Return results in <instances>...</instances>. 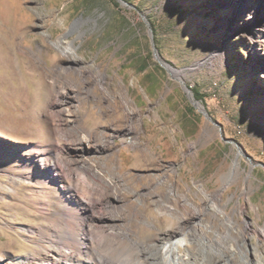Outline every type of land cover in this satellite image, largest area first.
Returning a JSON list of instances; mask_svg holds the SVG:
<instances>
[{
	"label": "rangeland",
	"instance_id": "1",
	"mask_svg": "<svg viewBox=\"0 0 264 264\" xmlns=\"http://www.w3.org/2000/svg\"><path fill=\"white\" fill-rule=\"evenodd\" d=\"M254 3L0 0L1 258L52 242L79 249L76 217L65 226L54 185L44 215L35 187L16 177L38 171L32 152L65 159L86 137L84 170H100L117 192L101 207L125 208L142 243L173 237L182 213L228 238L233 258L221 264H264V32L245 31ZM126 101L143 119L131 133ZM53 225L75 240L56 239ZM115 240L114 259L137 254Z\"/></svg>",
	"mask_w": 264,
	"mask_h": 264
},
{
	"label": "bare ground",
	"instance_id": "2",
	"mask_svg": "<svg viewBox=\"0 0 264 264\" xmlns=\"http://www.w3.org/2000/svg\"><path fill=\"white\" fill-rule=\"evenodd\" d=\"M246 18V33L250 36L263 33L264 0H255L253 6L248 10ZM80 22L82 21L78 23ZM257 28L258 30H256ZM71 54L70 51L62 50L64 57H69ZM171 71L174 75L180 76V72L174 69ZM261 71V75L264 76V65ZM188 92L193 100L192 92L189 90ZM125 103L128 106L126 111L129 114L128 133H131L133 125L141 124L143 119L137 117L134 110L129 109V102ZM197 106L204 110L201 103H197ZM82 141L79 145H71L72 148L66 150L68 156L65 159L54 151L32 152L31 157L34 159L38 171L28 177L22 175L16 177L18 185L29 182L35 187L32 196L37 199L35 203L38 209L36 211L44 215L51 213L47 185H54L62 196L66 207L58 213L65 226H67L65 221L76 217V226L81 232L77 238L80 244L79 249L52 242V246L44 247V252L34 251L24 257H15L6 251L7 257L1 258L0 256V264H221L233 258L231 250L233 246L229 243L228 238H213L211 236V233L217 234L218 232L214 225L207 224L205 226L200 220H197L198 218L186 223V218L182 213L178 217L179 226L171 229L175 232L173 237L168 238L167 233H164L161 241L156 244L142 243L132 228L124 222L123 211L125 208L101 207L104 199L110 200L112 196H117L116 188L102 176L100 170L89 169L90 172L84 170L88 166L84 153L91 147V143L87 142L86 137ZM63 151L61 150V152ZM75 152L79 154V160L75 159L73 155ZM160 211L172 215L173 210L162 208ZM199 212L201 213V211ZM200 213L193 218L200 216ZM59 223L61 224L62 221ZM65 226L62 225L57 230V226L53 225L49 230L53 232L56 239L60 238L61 234H66V240L72 242L75 240L73 239L74 235L65 230ZM23 231L34 232L28 227H24ZM115 239L129 241L135 248L133 250L138 251L137 254L129 252L117 260L114 259L112 253L118 244ZM187 243H194L196 249L192 252L183 251V247ZM256 264H262V262L258 260Z\"/></svg>",
	"mask_w": 264,
	"mask_h": 264
},
{
	"label": "trees",
	"instance_id": "3",
	"mask_svg": "<svg viewBox=\"0 0 264 264\" xmlns=\"http://www.w3.org/2000/svg\"><path fill=\"white\" fill-rule=\"evenodd\" d=\"M193 91L195 92L196 99L199 100V101H203L204 102L203 95L198 93L195 89Z\"/></svg>",
	"mask_w": 264,
	"mask_h": 264
},
{
	"label": "water",
	"instance_id": "4",
	"mask_svg": "<svg viewBox=\"0 0 264 264\" xmlns=\"http://www.w3.org/2000/svg\"><path fill=\"white\" fill-rule=\"evenodd\" d=\"M153 45L155 46L154 42H153ZM157 59L160 61L159 57H157ZM170 70H171V69H170ZM171 73H173V72L171 71ZM189 91H190V90H189ZM192 94H193V100L195 101V95H194L193 92H192ZM204 113L206 114V116H208V113H207L206 111H204Z\"/></svg>",
	"mask_w": 264,
	"mask_h": 264
}]
</instances>
